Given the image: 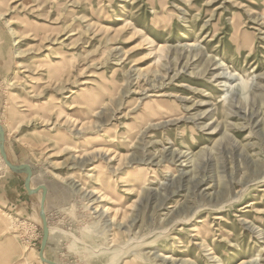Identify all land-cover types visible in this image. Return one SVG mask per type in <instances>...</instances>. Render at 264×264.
<instances>
[{"label": "rangeland", "instance_id": "1", "mask_svg": "<svg viewBox=\"0 0 264 264\" xmlns=\"http://www.w3.org/2000/svg\"><path fill=\"white\" fill-rule=\"evenodd\" d=\"M0 123L47 259L264 264V0H0ZM38 197L0 264H39Z\"/></svg>", "mask_w": 264, "mask_h": 264}, {"label": "water", "instance_id": "2", "mask_svg": "<svg viewBox=\"0 0 264 264\" xmlns=\"http://www.w3.org/2000/svg\"><path fill=\"white\" fill-rule=\"evenodd\" d=\"M0 157L8 167L10 173L23 176V187L28 195H34L40 192L38 216L41 220V240L38 249V257L44 264H58L44 256L49 238V225L45 212V203L48 193V187L44 183H39L34 188L31 187L33 177V168L28 162L14 163L8 155L6 146V134L3 125L0 123Z\"/></svg>", "mask_w": 264, "mask_h": 264}, {"label": "crops", "instance_id": "3", "mask_svg": "<svg viewBox=\"0 0 264 264\" xmlns=\"http://www.w3.org/2000/svg\"><path fill=\"white\" fill-rule=\"evenodd\" d=\"M10 174L11 175L8 177H5L6 179L0 181V202L3 203V208H7L13 213L19 214V211L27 205L29 195L27 192L25 193L26 195L18 192L17 185L15 181H13L15 179L23 184V176L12 173Z\"/></svg>", "mask_w": 264, "mask_h": 264}, {"label": "bare ground", "instance_id": "4", "mask_svg": "<svg viewBox=\"0 0 264 264\" xmlns=\"http://www.w3.org/2000/svg\"><path fill=\"white\" fill-rule=\"evenodd\" d=\"M196 43H194V44H187L186 46H196V49H199L197 46V44L195 45ZM158 46V45H157ZM155 47L154 49L157 51V53H164L165 51H164V47L163 46H161V45H159L158 47ZM192 49V48H191ZM195 51V50H194ZM193 52V51H192ZM167 54L169 53V51L167 50V52H166ZM166 54V55H167ZM194 56H197V55H194ZM161 57V55H159L157 58H160ZM180 57V56H179ZM212 59L214 60L215 59V57L213 56L212 57ZM217 59V58H216ZM157 60H159V59H157ZM221 62V61H220ZM219 62V63H220ZM223 62V61H222ZM216 63V62H215ZM218 64V63H217ZM222 65V64H221ZM224 65V64H223ZM227 67V66H226ZM220 69V68H219ZM229 73H231V71H229ZM222 74V73H221ZM219 76V75H218ZM233 76H236V74H233ZM219 77H221V76H219ZM229 78H231L230 76H228ZM224 78V77H223ZM227 79V78H226ZM226 79L223 81V84L221 83V86L222 87H226V90H225V92L226 93H228V92H231L232 91V89L234 88L232 85H228L225 81H226ZM246 81L243 79L242 80V83H241V89H242V91H244L245 89H246ZM224 92V93H225ZM88 100L89 99H91L90 97H88L87 98ZM2 165H3V169L4 170H7L8 169V167L5 165V163L3 162V160L1 159V162H0ZM8 171H9V169H8ZM10 172V171H9ZM71 179V178H70ZM79 182L78 181H76V179L74 178V180L73 181H71V185L72 186H74V188H75V186L76 187H78L79 186ZM31 187L32 188H34V186L32 185V180H31ZM80 190V188L79 189H77L76 191H79ZM92 192V191H91ZM96 193V192H95ZM35 196L36 197H38V193L37 194H35ZM82 197V196H81ZM98 198H101V200H102V197L99 195L98 196ZM37 200H39V197H38V199ZM96 207V206H95ZM101 209H103L102 211L103 212H106V213H108L109 211H110V207L109 206H107V205H103L102 207H101ZM5 213V216H7L8 218H10V215L9 214H7L6 212H4ZM102 213V212H101ZM37 217L36 218H34V220H36V223L38 224V225H41V220H40V218H39V216L38 215H36ZM123 218V217H122ZM171 218V217H170ZM173 219V218H172ZM201 220V219H200ZM181 221V220H180ZM183 221V220H182ZM185 221V220H184ZM166 222V221H165ZM173 222V221H172ZM4 223V222H3ZM54 231H56V228L54 227V226H49V236L50 235H53L54 234ZM162 231V230H161ZM194 232L196 233V235L197 234H200L201 235V231L199 230V229H195L194 230ZM197 237V236H196ZM73 239H74V237H73ZM75 240V239H74ZM143 240V239H142ZM140 241H141V239H140ZM116 244V243H115ZM117 245H119V244H117ZM35 254H36V256H37V261L39 262V264H44V263H42L41 261H40V259H39V257H38V252H35ZM44 256H45V254H44ZM155 257V256H154ZM251 259H253V258H251ZM257 259V258H256ZM149 261V260H148ZM255 261V260H254ZM248 261H242L241 263H239V264H249V263H247ZM251 262V261H250ZM137 264V263H136ZM168 264V263H167Z\"/></svg>", "mask_w": 264, "mask_h": 264}]
</instances>
